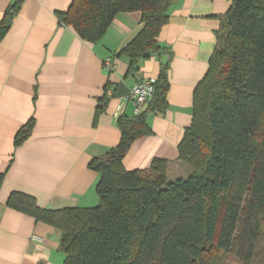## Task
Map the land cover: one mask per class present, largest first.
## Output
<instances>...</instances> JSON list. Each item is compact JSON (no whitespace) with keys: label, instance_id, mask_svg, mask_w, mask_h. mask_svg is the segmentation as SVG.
Here are the masks:
<instances>
[{"label":"trees","instance_id":"trees-1","mask_svg":"<svg viewBox=\"0 0 264 264\" xmlns=\"http://www.w3.org/2000/svg\"><path fill=\"white\" fill-rule=\"evenodd\" d=\"M25 1L11 0L5 8L0 42ZM176 1L72 0L56 17L94 44L116 15L140 13V31L116 54L132 75L163 52L157 38ZM228 1L207 72L193 91L190 126L178 145L186 177L170 181L169 163L161 159L144 170L122 165L132 143L152 134L147 115L167 108L166 62L146 110L118 117L117 145L88 163L98 177L96 206L46 210L32 196L9 194L6 207L60 232L62 264H264V0ZM107 103L104 94L93 124ZM34 124L30 118L15 133L14 149L30 138ZM211 252L216 259L207 258Z\"/></svg>","mask_w":264,"mask_h":264},{"label":"crops","instance_id":"crops-1","mask_svg":"<svg viewBox=\"0 0 264 264\" xmlns=\"http://www.w3.org/2000/svg\"><path fill=\"white\" fill-rule=\"evenodd\" d=\"M71 1L26 0L0 42V173L5 172L0 264H62L60 232L6 207L9 194L32 196L46 210L96 206L98 177L88 163L117 145L114 113L120 107L121 116H133V105L125 100L130 88L156 79L166 62L167 108L147 115L152 134L132 143L122 165L126 171L144 170L161 159L169 163L168 176L187 173L178 162V145L192 120L193 91L215 50L218 19L230 5L228 0L174 2L157 38L163 52L127 75V61L116 54L140 31V13L116 15L102 38L91 44L58 22L56 13L66 11ZM10 2L0 0V19ZM106 60L111 71L104 69ZM104 94L107 106L93 124ZM30 118L35 122L30 138L14 149L15 133Z\"/></svg>","mask_w":264,"mask_h":264},{"label":"built area","instance_id":"built-area-1","mask_svg":"<svg viewBox=\"0 0 264 264\" xmlns=\"http://www.w3.org/2000/svg\"><path fill=\"white\" fill-rule=\"evenodd\" d=\"M104 69L111 71L113 66L110 60L104 62ZM155 83L156 79H146L139 82H136L128 91V94L125 98L126 101L131 102L133 105V116H136L140 112L141 106L146 104L154 95L155 92ZM122 109L117 107L114 117L117 119L120 117ZM33 240L40 241L39 238L33 237Z\"/></svg>","mask_w":264,"mask_h":264},{"label":"rangeland","instance_id":"rangeland-1","mask_svg":"<svg viewBox=\"0 0 264 264\" xmlns=\"http://www.w3.org/2000/svg\"><path fill=\"white\" fill-rule=\"evenodd\" d=\"M182 168H183V166H182ZM186 175H187V173L184 174V175H182V174H181V175L178 174L177 176H176V175H169L168 178H169V180L171 181V180H174L175 178H178V177H186ZM207 258H208V259H211V260H214V259L217 258V254L211 252L210 254H208ZM229 264H231V263H229Z\"/></svg>","mask_w":264,"mask_h":264}]
</instances>
